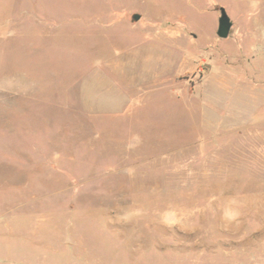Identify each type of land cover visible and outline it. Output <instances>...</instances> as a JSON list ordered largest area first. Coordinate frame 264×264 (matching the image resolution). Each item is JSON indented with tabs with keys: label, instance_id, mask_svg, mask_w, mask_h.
<instances>
[{
	"label": "rangeland",
	"instance_id": "obj_1",
	"mask_svg": "<svg viewBox=\"0 0 264 264\" xmlns=\"http://www.w3.org/2000/svg\"><path fill=\"white\" fill-rule=\"evenodd\" d=\"M0 264H264V0H0Z\"/></svg>",
	"mask_w": 264,
	"mask_h": 264
},
{
	"label": "water",
	"instance_id": "obj_2",
	"mask_svg": "<svg viewBox=\"0 0 264 264\" xmlns=\"http://www.w3.org/2000/svg\"><path fill=\"white\" fill-rule=\"evenodd\" d=\"M140 18L138 13H133L131 15V21L135 22ZM232 26V22L227 15L225 9L223 7L219 8V16L217 18V28H216V35L218 38L225 39L227 38L230 29Z\"/></svg>",
	"mask_w": 264,
	"mask_h": 264
}]
</instances>
